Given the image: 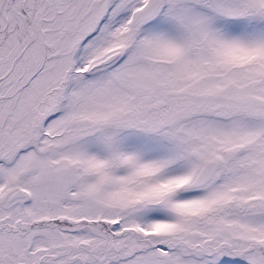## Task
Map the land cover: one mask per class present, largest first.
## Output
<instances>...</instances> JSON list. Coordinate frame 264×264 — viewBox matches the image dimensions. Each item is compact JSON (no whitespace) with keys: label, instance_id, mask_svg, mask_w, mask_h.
Masks as SVG:
<instances>
[{"label":"snow or ice","instance_id":"snow-or-ice-1","mask_svg":"<svg viewBox=\"0 0 264 264\" xmlns=\"http://www.w3.org/2000/svg\"><path fill=\"white\" fill-rule=\"evenodd\" d=\"M0 264H264V0H0Z\"/></svg>","mask_w":264,"mask_h":264}]
</instances>
